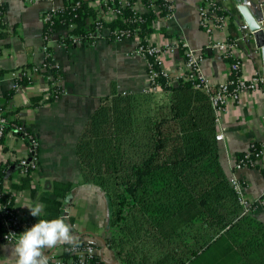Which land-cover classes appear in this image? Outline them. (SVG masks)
<instances>
[{
    "label": "crops",
    "instance_id": "1",
    "mask_svg": "<svg viewBox=\"0 0 264 264\" xmlns=\"http://www.w3.org/2000/svg\"><path fill=\"white\" fill-rule=\"evenodd\" d=\"M85 1L98 7L100 0ZM216 2L227 15V25L215 29L213 36L200 25L203 0H173L172 16L159 17L154 23L156 29L147 34V41L163 48L167 67L175 71L185 60L183 44L205 50L210 41L235 38L242 72L247 76L264 74L262 50L240 9L242 4H248L261 20L259 4L264 0ZM62 5L63 0H5L6 26L0 41V71L3 72L0 103L6 106L10 118L24 123L38 137L40 173L36 185L21 173L19 158L28 153V147L14 130H9L0 147V162L5 166L7 194L19 209L30 214V209L23 205L41 203L44 205L41 214L63 218L70 226L73 239L45 248L46 257L62 255L65 242L80 241L96 245L100 255L113 262L116 259L112 251L103 243L108 235L109 200L97 185L84 181L76 146L88 118L98 108L101 97L112 92L113 85L122 93L146 89L147 62L136 51L137 40L134 38L105 37L90 43L70 42L66 45L60 34L54 33L49 46L53 63L61 70L62 94L52 99L49 92L51 75L41 72L45 61L44 16ZM167 45L171 47L169 50ZM202 69L213 85L227 79L230 73L229 62L217 51L207 54ZM25 72L30 74V80L20 84L8 100V90L14 87L17 79L23 78ZM217 129L224 135L218 140L224 170L229 179L234 176L242 182L245 197L253 204L251 214L264 223V205L258 204L264 197V159L255 166L236 169V162L250 145L264 141V94L244 91L239 100H230ZM56 182L71 185L66 196L54 192ZM15 244L0 241V264H17ZM263 262L264 254L245 259L224 236L200 252L190 264Z\"/></svg>",
    "mask_w": 264,
    "mask_h": 264
},
{
    "label": "trees",
    "instance_id": "2",
    "mask_svg": "<svg viewBox=\"0 0 264 264\" xmlns=\"http://www.w3.org/2000/svg\"><path fill=\"white\" fill-rule=\"evenodd\" d=\"M63 1L53 21L45 24L44 34L63 36L67 31L66 45L74 35L86 40L89 30L103 24L112 30L107 38H115L116 28L130 30L141 37V45L148 46L147 34L156 29L154 23L170 12L165 0H155L159 13L135 11L136 0H129L119 17L107 22L101 11L104 5ZM47 63L41 72L50 76L51 70L61 79L52 57ZM29 80L17 79L20 84ZM157 80L164 97L149 90L122 93L113 85L77 141L84 181L97 185L109 200L106 247L119 264H190L224 236L245 259L264 254V223L245 211L219 158L211 100L215 87L200 89L190 81L171 84L163 76ZM49 83L51 98L56 99L58 86L51 78ZM14 92L15 88L8 90V100ZM2 110L8 115L5 105ZM70 188L54 184L61 197ZM45 218L54 219L31 215L27 221ZM79 243L67 242L61 256L70 257L69 248Z\"/></svg>",
    "mask_w": 264,
    "mask_h": 264
},
{
    "label": "built area",
    "instance_id": "3",
    "mask_svg": "<svg viewBox=\"0 0 264 264\" xmlns=\"http://www.w3.org/2000/svg\"><path fill=\"white\" fill-rule=\"evenodd\" d=\"M119 7L116 5L115 0H100L98 7H102L103 19L112 21L119 17L121 8L125 7L129 3V0H118ZM149 5L145 4L142 0L135 1V11L140 13L149 12L153 9L156 12H160V5L155 0H148ZM169 2L168 8L170 12L168 17H171L174 10L173 0H165ZM64 3V1H63ZM63 6V5H62ZM95 7V8H98ZM158 7L160 10H158ZM260 10L262 11V17L259 22L264 23V2L259 4ZM46 12L44 16V23L49 24L53 21L55 12ZM200 25L210 35L213 36L214 30L217 28L223 29L227 25V15L222 12L220 5L216 0H203V4L200 8ZM6 26V10L5 0H0V41L2 34ZM264 26V24H263ZM112 32L111 28L104 26L103 24H97L94 30H89L88 38L82 40V38L76 35L72 36L71 43L80 42H94L98 39L105 38ZM67 33V31H66ZM114 33L117 35L115 38L130 37L137 40L136 51L142 55L147 62L148 69V86L145 90H149L158 97H162L164 90L161 84L158 83V77L163 76L167 79L168 83L174 84L181 81H190L196 88L200 89H211L215 87V91L211 96L212 105L216 113L217 124H220L221 114L225 110L226 105L230 100H239L241 94L244 91H260L264 94V74H254L247 76L242 72V60L237 56V40L235 38H222L215 39L213 42L210 41L206 49L196 50L193 48L186 47L185 49V60L179 65V67L173 71L170 70L163 57V48L156 46L149 42L148 46L141 45V37L136 32L130 30L124 31L116 28ZM67 34L60 36L63 42L64 37ZM51 35L44 34V54L45 61L43 69H47V59L52 57V50H50L49 40ZM170 46L166 48L169 50ZM1 51V46H0ZM213 51L219 52L230 65V73L227 79L220 81L213 85L210 80L204 75L202 65L207 58V54ZM149 57H152L154 61H150ZM54 64V63H53ZM56 66V65H55ZM157 67V68H156ZM51 79H53V85L58 86V95L62 94V88L60 87V79L55 78L51 70H49ZM23 77L31 78L30 74L25 72ZM20 85L16 80L14 87L17 88ZM2 104L0 103V147L2 146L6 135L9 130H14L22 140L27 143L28 153L19 158V165L21 167V173L26 175L32 181V185H36L38 180V174L40 173V162L38 156L39 140L37 135L28 129L26 125L19 120L12 119L10 116L5 115L2 110ZM224 137L223 133L219 131L217 133V140H222ZM264 159V141L253 142L250 145V149L245 152L236 162V169H242L246 166H255ZM5 166L0 162V241L7 243L16 242V236L24 231L26 227H31L37 221H27L30 214L19 209L15 204L14 200L10 195L7 194L6 181L4 180V169ZM3 173V174H2ZM231 183L239 194V200L243 205L246 212L252 210V203L245 197L242 182L237 177L230 179ZM259 205H264V197L258 200ZM79 208V207H78ZM77 209V208H76ZM43 216V214H41ZM46 219V218H45ZM51 220V219H47ZM14 232V233H12ZM67 242H65L66 244ZM65 250V249H64ZM69 252L72 254L70 257H62L61 255H50L47 257L48 264H109L106 262L105 257L100 255L99 249L92 243L74 244L69 248Z\"/></svg>",
    "mask_w": 264,
    "mask_h": 264
},
{
    "label": "clouds",
    "instance_id": "4",
    "mask_svg": "<svg viewBox=\"0 0 264 264\" xmlns=\"http://www.w3.org/2000/svg\"><path fill=\"white\" fill-rule=\"evenodd\" d=\"M23 206H27L30 214L35 217L40 216L44 208L41 203ZM2 210L3 208H0V211ZM72 239L70 226L63 218L40 219L16 236L17 264H48L44 249L56 245L59 241Z\"/></svg>",
    "mask_w": 264,
    "mask_h": 264
},
{
    "label": "water",
    "instance_id": "5",
    "mask_svg": "<svg viewBox=\"0 0 264 264\" xmlns=\"http://www.w3.org/2000/svg\"><path fill=\"white\" fill-rule=\"evenodd\" d=\"M240 9L251 31L254 33L258 47H260L262 50L264 60V26L259 22L258 18L254 15L248 4H242L240 6ZM103 243L106 246L105 239L103 240ZM106 262L109 264H119L117 260L113 262H109L106 260Z\"/></svg>",
    "mask_w": 264,
    "mask_h": 264
}]
</instances>
